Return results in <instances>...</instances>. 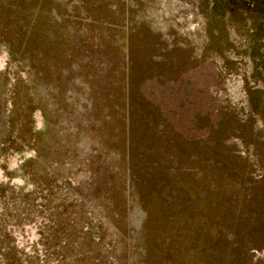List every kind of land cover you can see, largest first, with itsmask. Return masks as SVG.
Instances as JSON below:
<instances>
[{
	"label": "rangeland",
	"instance_id": "374dc122",
	"mask_svg": "<svg viewBox=\"0 0 264 264\" xmlns=\"http://www.w3.org/2000/svg\"><path fill=\"white\" fill-rule=\"evenodd\" d=\"M0 264H264V0H0Z\"/></svg>",
	"mask_w": 264,
	"mask_h": 264
}]
</instances>
